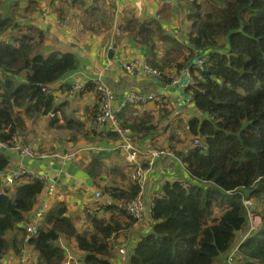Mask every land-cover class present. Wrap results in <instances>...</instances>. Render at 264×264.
I'll list each match as a JSON object with an SVG mask.
<instances>
[{"label":"trees","instance_id":"1","mask_svg":"<svg viewBox=\"0 0 264 264\" xmlns=\"http://www.w3.org/2000/svg\"><path fill=\"white\" fill-rule=\"evenodd\" d=\"M187 8L186 45L165 35L156 20L126 21V29L150 50L155 38L177 54L187 49L174 65L176 76L195 57L208 56L201 68H190L192 83L184 86V94L199 111L187 120V133L201 140L179 153L188 179L163 185L150 210L152 230L136 243L127 264H214L231 250L237 232L247 223L244 199L253 200L261 224L239 246L240 255L245 264H264V0H189ZM88 9L86 13L92 11ZM8 10L9 5L0 1V34L18 27ZM9 41L0 40V142L6 146L13 145L25 125L15 109H23L29 119L55 111L51 84L78 67L74 53L48 50L40 31L28 30ZM150 66L161 72L162 83L171 84L174 77L167 78L163 67ZM124 112L118 114L119 125L140 141L157 135L160 121L153 126L150 117L126 118ZM8 164L0 152V174ZM45 184L24 177L2 187L0 180V255L24 247L25 230L22 238L12 233L26 221ZM139 190L132 182L126 189L110 187L105 192L124 201ZM107 208L122 211L116 205ZM217 209L221 211L214 215ZM43 219L38 234L27 241L39 264H61L64 253L55 242L62 234L85 252L86 264H111L109 238L122 225L92 218L93 231L79 234L62 202Z\"/></svg>","mask_w":264,"mask_h":264},{"label":"crops","instance_id":"2","mask_svg":"<svg viewBox=\"0 0 264 264\" xmlns=\"http://www.w3.org/2000/svg\"><path fill=\"white\" fill-rule=\"evenodd\" d=\"M0 1L9 5L10 21L18 25L6 31L10 36L9 42L13 43L15 35L28 30L40 31L44 34V45L48 50L74 53L78 64L76 70L50 86L55 99V111L29 120L25 119L24 112L23 116L20 115L23 117L26 130L31 129L32 120L38 124L37 126L33 124L38 134V142L29 140L23 144L19 132L16 134L18 144L21 147L31 144L33 150L38 149V155L35 154L33 157L22 155L12 146L0 142V152L9 159L5 170L24 165L35 173L46 172L49 177L46 185L54 184V192L47 194L44 189L35 205L46 201L47 213L59 202L64 203L67 215L79 234L89 235L93 231L92 218L113 220L122 225L124 228L116 232L113 242H109L111 246L109 259L111 264H127L136 243L152 230L149 210L154 199L161 194L163 185L174 180L186 182L188 179L185 164L181 161L179 153L190 146V140L184 144V140L189 139L186 135L188 129L186 120L199 114V111L184 94V86H179L178 83L164 84L161 79L140 69L134 74L126 73L122 68L124 64L137 61L163 67L167 78L178 77L176 79L180 80L181 74L176 76L174 65L182 59L183 53H188L185 48H181L183 50L181 55L172 49L166 50L168 44L156 38L155 48L150 50L126 29V21L156 20L165 35L175 39L179 44L186 45L190 27L187 17L189 0H118V2L75 0L74 3L67 0ZM88 8L92 11L86 13ZM151 25H155V22ZM168 58L176 60L164 62V59ZM98 81L108 86L119 100H124L131 91L143 95H157L151 101L125 105L122 109L125 110L123 116L126 118L150 117L157 124L156 115L175 111V117L168 115L164 126L157 130V135L146 137L143 141H140L136 134L131 135L136 145L144 152L150 148L166 152L160 157H154V166L141 190L149 212L137 221L121 208L122 211L107 208L110 204L114 205L111 202H117V199H112L105 190L110 187L126 189L134 180L130 176L133 167L128 165L126 153L119 147L122 135L106 125L94 122L99 107L96 89ZM122 109L118 110L117 116L122 113ZM181 119L183 122L186 121L182 129L175 126L176 120L178 123ZM75 124L80 127L76 128ZM31 131L29 130V136L33 134ZM181 131L184 133L183 136L179 135ZM177 134L179 140L175 139ZM69 151L76 152L73 161H65L59 156ZM147 157L139 155L142 167L145 166ZM96 193L99 194L98 197ZM219 211L221 210L214 212V215ZM26 223L27 221L22 222L12 234L22 238ZM254 223V227H251L248 219L246 225L237 232L229 251H234L237 258H232L228 263L227 252L214 264H237L243 259L239 246L256 233L261 224L260 217ZM55 245L64 253L61 264H86L85 252L78 248L72 237L62 234ZM23 246L22 249L30 264H39L37 252L32 245ZM117 247L123 248L125 254L120 255ZM19 254L20 251L9 250L6 254L0 255V264H19Z\"/></svg>","mask_w":264,"mask_h":264},{"label":"built area","instance_id":"3","mask_svg":"<svg viewBox=\"0 0 264 264\" xmlns=\"http://www.w3.org/2000/svg\"><path fill=\"white\" fill-rule=\"evenodd\" d=\"M67 1L70 3H74L75 0H67ZM112 1L118 2V0H112ZM207 59H208V56L206 54H201L200 56L192 59L190 63L184 69H182L180 74L184 73L185 76H187L188 78L187 83L189 84L192 83V77L190 75V68L191 67L201 68V66ZM122 68L128 74H134L137 69H140V70H144L147 74L155 78L161 79V76H162L161 72L157 68H153L149 64L140 63L137 61L124 64ZM176 78L178 77L173 78V81L171 82L170 85H175L179 82V79H176ZM96 89L98 92L99 107L94 116V122L99 125H106L110 127L112 131L119 132L122 135L121 136L122 143L119 144V147L125 151L126 153L125 158L127 160V163L128 165L133 167L130 176L140 188L138 194L131 200H124V201L117 200V202H111V203L125 210L128 214H130L137 221V220H140L146 212L150 211V210L148 211L144 203L141 190L146 183L147 175L149 174L150 170L154 166V161H153L154 157H160L161 155H164L166 152H164L161 149H157V148H150L146 152H144V150H141L140 147L137 146L134 140L131 138V135L133 134L131 130L129 128H123L119 125L120 123L117 121L118 119L117 112L118 110L122 109L127 104L135 105L138 103H144L147 101H151L155 99L157 95L156 94L143 95L136 91H131L127 96H125L124 100H119L114 94V92L110 88H108V86L104 85L103 83L99 81L96 83ZM12 142H13L12 148L19 151L22 155H26L28 157L35 156V150L32 149L31 144L28 146L27 145L22 146V147L19 146L18 141H17V136L13 138ZM200 143H201L200 138L195 137L192 140V144H190V146L198 145ZM139 155L148 156L144 167H142L139 163V160H140ZM59 156L65 161H73L76 156V152L69 151V152L60 154ZM42 157H46V156H42ZM129 170H131V167ZM0 175H1L0 180H1L2 187H11L12 185L15 184V182L19 178H24V177H34V178L42 179L45 182L49 178L46 172L35 173L24 165L15 166L14 168L7 169ZM44 189H46L47 194H52L54 192V184L52 185L45 184ZM98 196L99 194L96 193V197ZM243 202L245 205L246 204L251 205L253 200L244 199ZM107 203L110 204L109 201ZM46 209H47L46 201L39 202L38 205L37 206L35 205L33 210L29 213L30 215L28 214L29 217L27 216V219H26L27 223L24 228L25 233H26L25 239H24L25 244H27V241L29 238H32L38 234V231L42 224L43 217L46 213ZM248 216H249V213L247 211V221L249 219ZM249 225L251 227H254L255 225L254 221L249 219ZM114 235L115 233L111 234L109 238V242L110 241L113 242ZM117 250L120 255L125 254V250L123 248L117 247ZM234 257H236V254L234 253V251L229 252L227 254L228 263H230L229 261H231V259ZM19 264H30V262L26 258V254L23 249L20 250ZM237 264H244V260L243 259L239 260Z\"/></svg>","mask_w":264,"mask_h":264},{"label":"rangeland","instance_id":"4","mask_svg":"<svg viewBox=\"0 0 264 264\" xmlns=\"http://www.w3.org/2000/svg\"><path fill=\"white\" fill-rule=\"evenodd\" d=\"M0 40L1 41H9L10 40V36L8 35V33L5 31V32H2V34H0ZM0 76H1V74H0ZM138 104H140V103H138ZM187 105H188V102H187ZM182 106H184V107H187L186 105H181V107ZM183 111V110H182ZM15 112L17 113V114H19V115H21V116H23V109H21V110H18V109H15ZM144 112H146V111H144ZM175 111H173L172 113H171V111H168V112H164L163 114H158V115H156V117H158V119H157V121L156 122H158V121H160V123L159 124H157L158 125V129L159 128H162L163 126H164V124L166 123V119H167V117H168V115H174L175 113H174ZM171 113V114H170ZM155 116V115H154ZM162 116L164 117V118H162ZM174 117H175V115H174ZM25 119L26 120H29V118L27 117V116H25ZM187 121V120H186ZM185 121V122H186ZM185 122H183L182 121V119H181V121H179L178 123H177V120H176V127L178 126L180 129H182L181 127L184 125V123ZM149 123L150 124H152L153 126H155L156 125V123H154V119H150V121H149ZM31 125H32V127H31V129H29L30 131L31 130H33V131H31L33 134L31 135V136H29V130H26V125H24V128L21 130V131H19L20 133H19V135L21 136L20 137V140H21V142L23 143V142H27V141H29V140H32V142H38V134H37V132L35 131V129H34V127H33V124H34V126H37L38 124L35 122V121H33L32 120V122L30 123ZM161 130V129H160ZM158 132V131H157ZM179 135H184V133H183V131H181V133H179ZM179 135L177 134V136L175 137V139L176 140H179ZM186 135H187V137L189 138V139H187V140H184V144H185V142L187 141L188 142V140H190V144H192V138L189 136V134L188 133H186ZM23 144H25V143H23ZM189 144V145H190ZM27 146L29 145V144H26ZM158 149V148H157ZM38 153V149L36 150L35 149V154L36 155H38L37 154ZM246 206L248 207V213H249V216H248V218L250 219V220H253L254 222H257L258 221V219H259V217L254 213V211H253V209H254V204H253V202H252V204L250 205V204H246ZM216 211H218V209L217 210H214V212H216ZM215 215H217L216 213H215Z\"/></svg>","mask_w":264,"mask_h":264},{"label":"water","instance_id":"5","mask_svg":"<svg viewBox=\"0 0 264 264\" xmlns=\"http://www.w3.org/2000/svg\"><path fill=\"white\" fill-rule=\"evenodd\" d=\"M187 82H188V78H187V76H185V74L182 73V74H181V78H180V80H179V82H178V85H179V86H185ZM33 86H34L35 88H38L40 85H39V84H34Z\"/></svg>","mask_w":264,"mask_h":264}]
</instances>
